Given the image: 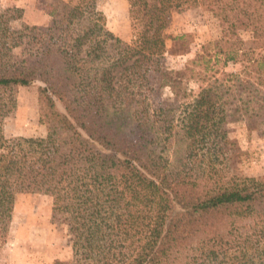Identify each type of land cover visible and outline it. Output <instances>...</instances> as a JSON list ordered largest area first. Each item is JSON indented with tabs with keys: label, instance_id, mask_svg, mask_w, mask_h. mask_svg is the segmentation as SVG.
<instances>
[{
	"label": "trees",
	"instance_id": "1",
	"mask_svg": "<svg viewBox=\"0 0 264 264\" xmlns=\"http://www.w3.org/2000/svg\"><path fill=\"white\" fill-rule=\"evenodd\" d=\"M86 1L55 0L48 27L16 28L21 11H0V90L38 85L46 132L6 138L0 97V251L16 198L41 194L70 235L71 259L54 264H264V175L233 171L224 128L243 109L236 119H256L264 136V0H127L128 41ZM198 5L224 28L213 45L222 67L239 65L221 72L235 85L214 79L190 99L184 72L157 66L174 99L151 109L125 85L165 54L171 14ZM208 57L194 61L204 72ZM239 87L253 96L229 108L223 95Z\"/></svg>",
	"mask_w": 264,
	"mask_h": 264
},
{
	"label": "rangeland",
	"instance_id": "2",
	"mask_svg": "<svg viewBox=\"0 0 264 264\" xmlns=\"http://www.w3.org/2000/svg\"><path fill=\"white\" fill-rule=\"evenodd\" d=\"M55 0H0V11L17 8L21 19L13 23L38 27L51 25L48 14L49 5ZM86 8L101 15L108 31L123 41L131 38L130 19L127 0H87ZM166 52L154 61L153 68L144 73V80L135 85H125L133 89L138 98L155 107L159 101L171 103L174 99L170 88L161 86L158 81L157 66L172 71L184 72L180 87L187 90L189 98L209 81L218 80L220 85H235L223 79L221 72L232 73L240 69L239 65L222 67L219 47L213 45L224 36V28L219 20L204 6L187 8L182 12H173L165 29ZM244 40L250 38L247 32H241ZM222 49H226L222 45ZM209 54L208 67L203 71L201 62H194L202 52ZM19 52V51H18ZM17 52V53H18ZM202 71L205 73L203 74ZM179 84L176 83L175 86ZM38 85L28 87L10 86L0 90L4 120L3 134L6 138H41L46 135L45 127L39 122L40 110L37 100ZM225 87H223V92ZM235 90H237L235 92ZM242 88L233 89L223 95V101L229 108H238L244 102H250L253 94H245ZM242 94V99L238 97ZM191 99V98H190ZM241 113L244 112L242 109ZM241 113L231 116L224 124L228 137L237 143V157L232 164L235 173L246 177L264 175V136L260 126L253 125L256 119L238 120ZM177 111L175 118H179ZM247 119V120H246ZM251 123V125H250ZM158 150L161 147H157ZM171 150L168 152L171 153ZM72 250L68 227L62 219L53 216L52 199L41 194H22L16 198L12 212L10 237L0 251V264H54L67 263Z\"/></svg>",
	"mask_w": 264,
	"mask_h": 264
}]
</instances>
